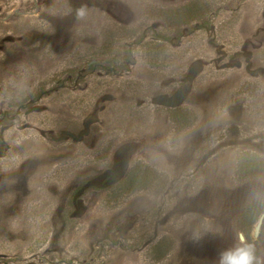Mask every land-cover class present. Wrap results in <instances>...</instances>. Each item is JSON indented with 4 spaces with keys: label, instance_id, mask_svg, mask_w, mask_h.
I'll return each instance as SVG.
<instances>
[{
    "label": "rangeland",
    "instance_id": "rangeland-1",
    "mask_svg": "<svg viewBox=\"0 0 264 264\" xmlns=\"http://www.w3.org/2000/svg\"><path fill=\"white\" fill-rule=\"evenodd\" d=\"M264 0H0V264H264Z\"/></svg>",
    "mask_w": 264,
    "mask_h": 264
},
{
    "label": "clouds",
    "instance_id": "clouds-1",
    "mask_svg": "<svg viewBox=\"0 0 264 264\" xmlns=\"http://www.w3.org/2000/svg\"><path fill=\"white\" fill-rule=\"evenodd\" d=\"M262 222H264V217L257 220L254 226L256 231L259 230ZM220 264H259V260L255 255L254 246L247 245L231 252L223 253L220 258Z\"/></svg>",
    "mask_w": 264,
    "mask_h": 264
}]
</instances>
